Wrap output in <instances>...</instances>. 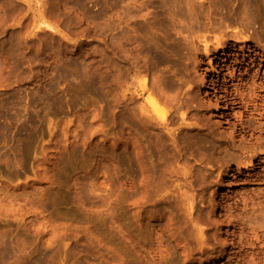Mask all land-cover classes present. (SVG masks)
<instances>
[{
    "label": "rangeland",
    "instance_id": "1",
    "mask_svg": "<svg viewBox=\"0 0 264 264\" xmlns=\"http://www.w3.org/2000/svg\"><path fill=\"white\" fill-rule=\"evenodd\" d=\"M53 1L0 2L6 242L25 264H264V0H94L70 28ZM116 19L150 22V60L112 50Z\"/></svg>",
    "mask_w": 264,
    "mask_h": 264
},
{
    "label": "bare ground",
    "instance_id": "2",
    "mask_svg": "<svg viewBox=\"0 0 264 264\" xmlns=\"http://www.w3.org/2000/svg\"><path fill=\"white\" fill-rule=\"evenodd\" d=\"M8 1V0H7ZM6 0L4 1L3 0V2H7ZM20 1V0H19ZM53 1V0H52ZM91 2V1H94V0H72V2H74L73 4L75 5V10L73 9V7H69L70 6V4L68 3L69 1L68 0H55V1H53V2H55V3H57V5H59L60 7H61V12L63 11L64 13H62L63 15L65 14L66 15V18H63L64 19V21H65V19L67 20V25L69 26V28H70V24H72V22H73V24L75 23L76 24V26H78L77 25V23H78V19H80V17L82 16V17H84V18H86L87 17V15L89 16V15H91V18H94V20H91V22L92 21H96L95 19L96 18H99L100 17V13H95L94 12V14L93 13H91L89 10H88V8H87V6H86V2ZM162 1H164V0H162ZM245 1V0H244ZM0 2H2V0L0 1ZM159 2H161V1H159ZM165 2V1H164ZM166 2H167V0H166ZM165 2V3H166ZM248 2V0L246 1V3ZM8 3V2H7ZM12 3V2H11ZM2 3H0V5H1ZM9 4V3H8ZM8 4H6L7 6H8ZM47 4V3H46ZM45 4V5H46ZM50 4V3H49ZM3 5H5L4 3H3ZM2 5V6H3ZM10 5V4H9ZM13 5V4H12ZM69 5V6H68ZM44 6V5H43ZM58 6V7H59ZM4 7H6V6H4ZM12 7V6H11ZM1 9H3V7H0ZM17 8V7H16ZM51 8L54 10V8L52 7V5H51ZM58 9V8H57ZM47 10V9H46ZM46 10H44L43 12H44V14L46 15L48 12H46ZM59 10V9H58ZM58 10H56V7H55V12H57ZM60 10H59V12H60ZM5 12H6V10H4ZM75 11H77L78 13H80L79 14V16L77 17V13H75ZM50 12H53V11H50ZM130 13V14H129ZM129 13L128 14H126V15H134V14H131L132 12L131 11H129ZM43 14V13H42ZM43 14V15H44ZM51 14V13H50ZM53 14H54V12H53ZM52 14V15H53ZM55 14H57V13H55ZM62 14H60V16H63ZM44 15V16H45ZM51 15V16H52ZM58 15H59V13H58ZM86 15V16H85ZM136 15V14H135ZM55 16H57V15H55ZM59 16V17H60ZM129 16H126V18L127 17H129ZM142 16V15H141ZM133 17V16H132ZM132 17H130V18H132ZM137 17H138V15H137ZM145 17V16H144ZM89 19V17L87 18V20ZM133 19H136V17L134 16V18ZM132 19V20H133ZM138 19V18H137ZM141 19V18H140ZM144 19H146V18H144ZM80 20H83L82 18L80 19ZM89 20V21H90ZM129 19L127 18V21H128ZM141 20H143V16H142V19ZM64 21H63V23H64ZM98 21H99V19H98ZM98 21H96L97 23H98ZM117 21V19L115 20V23H114V20H113V23H114V26L113 25H111L112 24V22H111V26L113 27V28H116L115 29V34L111 37V47H112V50H120L121 51V53L123 52L122 50H125L124 52H127V50H138L139 51V54H142L143 52H146V55L147 54H149V53H152V50L150 49V46L151 47H154L155 45H157V44H155L154 46L152 45L153 43V40L155 39L152 35V37L150 38V35L148 34V32H149V30H150V27H149V23L150 22H148V24H146V25H144V24H141V26H137L136 24L137 23H135V26H133V25H131L132 27V29H130V27H128L129 29L128 30H131V31H128L127 29L125 30L124 28L126 27V26H123V25H120L118 22L120 21H118V22H116ZM145 21V20H144ZM147 21V20H146ZM145 21V22H146ZM80 22V21H79ZM85 22V21H84ZM91 22H89V23H91ZM122 22V21H121ZM131 22V21H130ZM133 22V21H132ZM131 22V24H134V23H132ZM66 23V22H65ZM89 23H88V21H87V25L89 26ZM97 23H95V24H97ZM72 24V25H73ZM100 24V23H99ZM98 24V25H99ZM104 24V23H103ZM130 24V23H129ZM66 25V26H67ZM93 25H94V23H93ZM92 24L90 25V26H93ZM98 25L96 26V27H98ZM109 25V26H110ZM140 25V24H139ZM67 26V27H68ZM95 26V25H94ZM100 26V25H99ZM102 26V25H101ZM106 26V25H105ZM110 26V27H111ZM116 26V27H115ZM121 26H123L124 28H122ZM3 27V26H2ZM72 27V26H71ZM75 27V26H74ZM104 26H102V28H103ZM108 27V26H107ZM107 27H105V28H107ZM100 27H98V28H96V29H99ZM105 28H104V30H105ZM112 28V29H113ZM98 31V30H97ZM102 31H103V29H102ZM135 32H142V34H143V36L141 35L140 36V34L138 33H135ZM112 33H114V32H112ZM112 33H110V34H112ZM145 35H147V36H145ZM153 39V40H152ZM159 40V39H158ZM11 42H12V40H10ZM152 43L151 45H150V43ZM156 42H157V40H156ZM155 41H154V43H156ZM160 42V41H159ZM158 42V46H159V44H161V43H159ZM10 43V42H9ZM9 43H8V46H9ZM7 44V43H6ZM5 44V45H6ZM7 46V45H6ZM11 46H13V44L11 43ZM17 48H18V46H16ZM159 47H161V46H159ZM8 48V47H7ZM7 48H6V50H7ZM155 48H157L156 46H155ZM154 48V51L156 50ZM5 49V48H4ZM64 49H66V48H64ZM68 49V48H67ZM66 49V50H67ZM78 49V48H77ZM9 50V49H8ZM19 50V49H18ZM72 50H74V48L72 49ZM137 51V52H138ZM161 51V50H160ZM159 51V52H160ZM123 52V53H124ZM129 52V51H128ZM131 52H133V51H130V54H129V57L132 55L133 56V53L131 54ZM137 52H136V55H138L137 54ZM118 53V52H117ZM116 53V54H117ZM155 53H157V52H154V54ZM119 54V53H118ZM126 53H124V55H125ZM128 54L127 55H125V57H124V55L123 56H121V57H124V59L123 58H121L119 55H118V60L119 59H123V62H124V60H125V58L126 59H128ZM153 54V53H152ZM159 53H157V55H158ZM151 55V54H150ZM160 55V54H159ZM140 56V58H138ZM137 58L138 59H142L141 57H143V56H141V55H139ZM152 56V55H151ZM154 56V55H153ZM161 56H162V54H161ZM160 56V57H161ZM147 58H148V55L146 56ZM146 57L144 56L143 57V59L145 58V60H146ZM157 57V56H156ZM134 58V57H133ZM158 58V57H157ZM156 58V59H157ZM116 59V58H115ZM149 60H150V57L148 58ZM147 59V60H148ZM159 59V58H158ZM133 60L135 61V60H137V59H132L131 60V58H130V60L129 61H131V62H133ZM146 60V61H147ZM148 60V61H149ZM143 61V60H142ZM145 61V62H146ZM116 62H118V61H116ZM122 62V63H123ZM140 62V61H139ZM138 62V64H139V66H136V67H140V65H141V63L143 64V62H141V63H139ZM144 62V63H145ZM115 63V62H114ZM120 64V63H119ZM137 64V65H138ZM122 64H120L119 66L120 67H122L121 66ZM125 65H126V63H125ZM135 65V64H134ZM133 65V66H134ZM76 66V65H75ZM119 66H117L116 65V67L117 68H120ZM62 67V66H61ZM77 67H79L78 65H77ZM76 67V68H77ZM116 67L114 68V70L116 71L117 69H116ZM127 67V66H126ZM131 67V66H130ZM135 67V66H134ZM133 67V68H134ZM135 67V68H136ZM56 69V68H55ZM79 69V68H78ZM123 69V68H122ZM128 69V68H127ZM76 71H77V69H76ZM114 71V72H115ZM121 71V70H120ZM57 72H58V70H57ZM61 72V71H60ZM119 71H116V74H117V76H118V74L120 75V73H118ZM65 73V72H64ZM90 73H92V71L90 72ZM58 74V73H57ZM56 74V75H57ZM62 74V76H60V75H58L60 78L61 77H65V76H67V75H70V74H68L67 73V75L65 74V76H64V74L63 73H61ZM73 73H71V75H72ZM74 75H76V74H74ZM73 76V75H72ZM89 76H90V74H89ZM88 76V77H89ZM92 76H93V73H92ZM114 77L116 78V76H115V73H114ZM59 78V79H60ZM91 78V77H90ZM69 80V79H68ZM90 81V80H89ZM136 85V84H135ZM143 86V85H142ZM147 86V85H146ZM145 86V87H146ZM144 90H145V88H144ZM50 91H52V90H50ZM54 92V91H53ZM53 92H51V93H53ZM148 100V99H147ZM148 104V103H147ZM150 104V103H149ZM155 104H157V103H155ZM156 106V105H155ZM158 107V106H157ZM144 109V108H143ZM152 110V109H151ZM156 110H158V109H156ZM143 111V110H142ZM144 111H146L147 112V109L145 110L144 109ZM157 112V111H156ZM159 116V115H158ZM160 118L162 117V116H159ZM166 117V116H165ZM4 128H7V127H4ZM257 128V127H256ZM256 128L254 129L253 128V130L255 131L256 130ZM260 128V127H259ZM264 128V127H263ZM0 129H1V127H0ZM251 129V128H250ZM2 130H4V129H2ZM6 130V129H5ZM8 130V129H7ZM252 130V131H253ZM264 130V129H263ZM9 131H11L10 130V128H9ZM251 131V130H250ZM27 132V131H26ZM6 133H7V131H6ZM9 133V132H8ZM173 135H174V133H173ZM174 137V136H173ZM175 141V140H174ZM250 158H251V156H250ZM2 234L4 235V236H0V264H21L20 263V261H22L20 258H22V259H26V257L25 258H23V257H20L21 255H20V253H18V248L17 247H15L11 242L10 243H7L6 242V240L8 239H6L5 237V234H4V232L2 231ZM2 234H0V235H2ZM14 236H16V235H14ZM13 236V237H14ZM9 237V236H8ZM23 240V239H22ZM8 241H9V239H8ZM11 241V240H10ZM18 241V240H17ZM15 243H16V241H15ZM17 244H18V242L16 243V246H17ZM19 245V244H18ZM17 248V249H16ZM20 249V248H19ZM23 249H25V248H23ZM20 251H22L23 252V250H21L20 249ZM24 253V252H23ZM22 254V253H21ZM26 255V254H25ZM24 256V255H23ZM24 264L26 263V260H25V262H23ZM28 264H30L29 262H28ZM32 264V263H31Z\"/></svg>",
    "mask_w": 264,
    "mask_h": 264
}]
</instances>
